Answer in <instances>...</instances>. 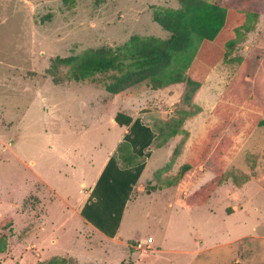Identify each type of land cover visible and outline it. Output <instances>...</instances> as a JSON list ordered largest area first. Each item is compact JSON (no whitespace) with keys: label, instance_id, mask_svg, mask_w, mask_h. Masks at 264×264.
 Segmentation results:
<instances>
[{"label":"rangeland","instance_id":"obj_1","mask_svg":"<svg viewBox=\"0 0 264 264\" xmlns=\"http://www.w3.org/2000/svg\"><path fill=\"white\" fill-rule=\"evenodd\" d=\"M205 1L247 14L251 29L188 103L186 84L111 95L113 73L76 82L55 61L132 35L167 39L152 12L177 9L176 0H0V264H264V128L251 129L249 109L264 105V70L252 79L264 64V0ZM238 72L244 110L224 121L213 110ZM138 109L157 134L132 172H143V192L116 195L136 181L127 186L120 162L116 176L105 173L124 130L112 120ZM171 128L179 134L163 142ZM222 138L232 144L218 157ZM86 208L118 241L83 223Z\"/></svg>","mask_w":264,"mask_h":264},{"label":"trees","instance_id":"obj_2","mask_svg":"<svg viewBox=\"0 0 264 264\" xmlns=\"http://www.w3.org/2000/svg\"><path fill=\"white\" fill-rule=\"evenodd\" d=\"M63 2L68 3L72 0H63ZM176 2L179 6L177 9H154L152 12V21L169 34L167 39L132 35L125 43L115 48L87 49L77 56L55 58V61L59 65L70 66L71 78L76 82L93 79L96 74L113 73L111 82L105 86V90L111 95H117L142 83L147 84L152 90L186 84L189 90L184 99L190 103L210 71L218 64L232 60L231 55L236 47L244 42L246 33L251 29L246 25L250 16L240 13L236 9L205 0H176ZM251 17L255 18L256 15L253 14ZM257 51L258 49H255V52ZM242 65L243 60H240L239 67ZM263 70L264 64L262 70L252 75L255 82H262ZM253 71L254 69L249 70L250 73ZM261 71L263 74L258 77L257 75L261 74ZM239 76L238 72L236 80L234 79L227 86L222 95L223 99L213 110L214 114H219L224 118V121L244 110V104L238 102L246 100L241 96V92L244 90L243 84L238 86L244 82V76L242 80ZM233 83H236L237 86ZM234 99H236L235 102ZM249 109L256 117L252 122L251 129L254 127L264 128V119L260 117L264 113V105L261 106V109L259 107ZM197 110L198 107L195 108V111ZM257 110H260V115L257 114ZM184 120V116H182L175 122V125L180 126ZM114 121L119 126H128L132 119L123 113H117ZM156 128L157 131H161L159 126ZM178 134V129L171 128L168 134L163 136V142ZM160 135L162 134L160 133ZM231 144L229 138H222L215 145L218 157L226 155ZM208 149L205 150L210 153ZM117 152L125 167L137 166L138 163L131 154L128 145L121 144L117 148ZM206 152L203 151L202 154L204 155ZM215 163H218L217 158ZM189 169V164H184L181 167V172L185 173ZM139 171L133 174V184L138 178ZM100 177L102 178V174ZM129 184H131L130 181L127 186ZM205 200L206 198L202 199L200 204H203ZM38 264L57 263L50 260Z\"/></svg>","mask_w":264,"mask_h":264},{"label":"crops","instance_id":"obj_3","mask_svg":"<svg viewBox=\"0 0 264 264\" xmlns=\"http://www.w3.org/2000/svg\"><path fill=\"white\" fill-rule=\"evenodd\" d=\"M133 88V87H132ZM131 89V88H130ZM129 90V89H128ZM128 90L124 91V92H121L117 95H120V94H126L127 92H129ZM125 103H127L128 105H132L133 104V101L129 102L128 100H125L124 101ZM141 110H137V113L134 115L135 117H130L132 119L131 123L128 125V126H120V127H123L124 130H123V133L117 138V143L115 145V148H114V151L116 149V155L114 154L115 156V160H113V157H112V162L108 165L107 167V172H105L106 174H108L109 176H116V165L117 163H122L123 165V162L121 161V159L119 158V153L117 152V148L121 145V144H126L128 145L127 143V139L125 138V135L126 134H129V133H132L134 135L132 141L136 142V143H133L132 147L130 148L131 150V154L135 157V160L137 161V166H139L141 164V161H139L137 159V154H138V151L141 150L142 147H145V146H148V144H150V138L155 137L157 134L151 130V125H145L143 124V122H141V119L143 116H141V113H140ZM122 113V112H121ZM124 114V113H123ZM128 116V115H127ZM115 121L112 120V123H114ZM119 126V125H118ZM153 128H156L157 126L153 125L152 126ZM157 129V128H156ZM151 131V132H150ZM136 146H138V148L136 149ZM162 146V145H161ZM160 147V146H159ZM109 157V156H108ZM111 157V156H110ZM107 160V158H106ZM105 160V162H106ZM109 160V159H108ZM107 164V163H106ZM111 165L113 166L112 169H109L111 167ZM136 165L133 166V167H125L123 165L124 168H128V170L124 173H131V174H128V181H130L132 184H133V174L132 172L135 171V168L134 167H137ZM164 169V168H163ZM116 173V174H115ZM142 171H141V174L139 176V178L136 180V183L134 185H132V187H127L126 191L125 192H120L116 195H123V194H126L129 190H132V188L137 185V188H139V192H143V186L140 185L139 183V180L141 179V176H142ZM101 174V173H100ZM100 176V175H99ZM124 186V184H121V187ZM98 188L96 189H99V186H97ZM119 187H120V183H119ZM144 192H145V188H144ZM99 194L102 196L103 198V202L107 204V207L109 208L110 205H111V202L109 201H106L105 198L103 197L102 193H101V190L99 189ZM115 195V196H116ZM92 212H94L93 210L91 209H84L81 216L79 217L84 224H86L87 226H89L94 232H96L97 234L101 235L104 239L108 240V241H116V237H114V233H111V234H106L107 232L104 230V229H101L99 228L101 231H99L98 229L94 228V225L92 224L91 222V219L93 218V215H92ZM90 218V219H89ZM117 231V230H116ZM118 241V239H117ZM141 242L145 243V240H141Z\"/></svg>","mask_w":264,"mask_h":264}]
</instances>
